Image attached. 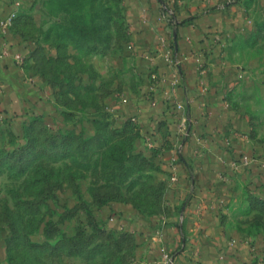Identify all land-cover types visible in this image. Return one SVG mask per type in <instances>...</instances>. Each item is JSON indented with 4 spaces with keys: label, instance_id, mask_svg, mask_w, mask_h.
I'll return each mask as SVG.
<instances>
[{
    "label": "rangeland",
    "instance_id": "1",
    "mask_svg": "<svg viewBox=\"0 0 264 264\" xmlns=\"http://www.w3.org/2000/svg\"><path fill=\"white\" fill-rule=\"evenodd\" d=\"M2 1L46 110L0 118V264H224L227 241L246 246L229 264H264V0H162L155 28L129 0ZM200 18L168 65L193 64L217 118L184 156L198 119L156 97L159 29Z\"/></svg>",
    "mask_w": 264,
    "mask_h": 264
},
{
    "label": "crops",
    "instance_id": "2",
    "mask_svg": "<svg viewBox=\"0 0 264 264\" xmlns=\"http://www.w3.org/2000/svg\"><path fill=\"white\" fill-rule=\"evenodd\" d=\"M162 0H129L130 4H132L133 8H135L136 13L140 15L141 18H145V22L151 24L153 28L154 26L160 24V2ZM3 7H7L4 5L3 1L0 0V22L4 21L7 16L3 17L4 14L1 12L3 10ZM8 9H4V11H7ZM142 20V19H141ZM204 19L200 18L198 20L193 21L192 27L187 25L182 26H176L174 28H171L164 23H162L166 29H159L160 33H171L173 34V53L174 57L179 61L183 62L185 59H188V56L191 55L192 46H189L187 42V38L189 36H199L201 34L200 30L198 29V25L203 23ZM142 21H140L141 23ZM144 22V23H145ZM9 29L5 32L2 31L0 28V118L6 119L10 117V114L12 112L17 111L16 110V103L20 105L19 110L23 112L24 116H30L31 114H36L37 112H41L40 114H43V112L46 110L44 108V96L43 92L40 90V86L36 84L35 82H32V79H27L24 76V70L23 66L20 67L16 60V56H20L23 59V62L27 55V49L25 44H22L19 41H14L11 37H9ZM152 34H156V30H152ZM159 34H156V38L159 37ZM194 51V50H193ZM156 56H160L161 54H155ZM157 60L161 61L157 58ZM191 61V59H188ZM158 65V64H157ZM164 66H166L167 74L165 77V92L162 93L156 97H162L166 98L169 103L171 102H181V103H188L189 111H188V117L190 119L197 118L198 120L195 121L191 127H190V137L188 140V143L184 145V156L190 155V150L195 148V146L198 144L197 136H202L207 133L208 130V124L213 119L217 118V114L214 112L216 110V105L214 102H212L210 108L208 107V113L209 115L206 118L200 117L202 115L194 108V105L192 103L196 99L195 97H199L202 95L201 88L199 86V82H195L199 87L197 89L193 90V82H194V74L196 72V69H193V64L190 62L185 63L181 65L180 71H179V77L176 79L172 69L169 68L168 63H164ZM175 83H177L175 88H171V86ZM198 101H201L202 98L197 99ZM191 103V104H190ZM215 105V106H214ZM39 110V111H38ZM213 110V112H211ZM178 119V123L176 124L174 122V126L179 127V123L181 120V115L176 117ZM209 122H206L209 120ZM208 125V126H206ZM190 157V156H189ZM190 159V158H189ZM188 160V158H187ZM187 160H183L186 164ZM177 171H180L182 173L185 172L183 162L178 161L177 164ZM183 183H186L185 180H183ZM232 241V240H231ZM233 244H230L228 241L225 243L226 245H232V253H228L227 256H224V264H229L230 262L235 261L233 258L230 257V255L233 256L237 260H240V253H238L241 250H244L246 246L244 244H241L240 242H234ZM223 243V245H225ZM181 256H179L180 258ZM222 259V258H221ZM180 263V262H179ZM222 263V262H221ZM148 264H159L158 261L154 262H148Z\"/></svg>",
    "mask_w": 264,
    "mask_h": 264
},
{
    "label": "built area",
    "instance_id": "3",
    "mask_svg": "<svg viewBox=\"0 0 264 264\" xmlns=\"http://www.w3.org/2000/svg\"><path fill=\"white\" fill-rule=\"evenodd\" d=\"M10 21H11V17L7 18L6 20L0 22V28L2 29L3 32H5L8 28V26L10 25ZM169 61L168 64H170L171 66L173 65V67L178 68V66L180 65V62L174 57V53L172 50L169 51ZM167 58V60H168ZM15 60L17 62V64L22 67L23 66V59L20 56H16ZM175 161V159H173ZM242 164H247L246 160L244 159V161L242 162ZM164 262L165 263H171L170 260H167V258H164Z\"/></svg>",
    "mask_w": 264,
    "mask_h": 264
}]
</instances>
